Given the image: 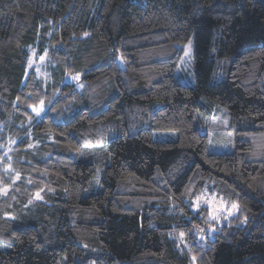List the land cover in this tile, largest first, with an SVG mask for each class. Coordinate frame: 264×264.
<instances>
[{
  "label": "trees",
  "instance_id": "16d2710c",
  "mask_svg": "<svg viewBox=\"0 0 264 264\" xmlns=\"http://www.w3.org/2000/svg\"><path fill=\"white\" fill-rule=\"evenodd\" d=\"M0 264H264V0H0Z\"/></svg>",
  "mask_w": 264,
  "mask_h": 264
},
{
  "label": "rangeland",
  "instance_id": "374dc122",
  "mask_svg": "<svg viewBox=\"0 0 264 264\" xmlns=\"http://www.w3.org/2000/svg\"><path fill=\"white\" fill-rule=\"evenodd\" d=\"M183 54L176 68L175 74L178 79L185 85L194 86L196 84L194 71V40L190 39L182 46ZM42 72V68L39 69ZM77 87H81L80 76L76 75L69 79ZM44 106L39 110L43 111ZM199 122V121H198ZM231 119L228 109L220 106L215 110L213 116L208 117L207 122H199L197 127L208 134L209 151L211 153H232L236 149L235 134L230 129ZM153 138L161 141H172L177 139V133L174 131H154ZM97 190L100 186V177L96 178ZM200 207H207L211 213V220L220 222L225 218L233 216L238 211L237 204H227L223 199L217 196H204L194 201L192 208L196 211ZM196 234L200 240L206 238H214L215 229L211 225H207L203 229L200 227L196 230Z\"/></svg>",
  "mask_w": 264,
  "mask_h": 264
}]
</instances>
